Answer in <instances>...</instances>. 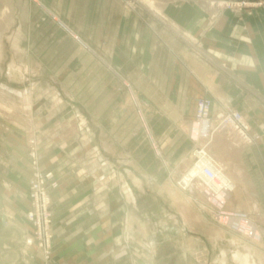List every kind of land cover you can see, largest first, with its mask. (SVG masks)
<instances>
[{
  "label": "crops",
  "instance_id": "1",
  "mask_svg": "<svg viewBox=\"0 0 264 264\" xmlns=\"http://www.w3.org/2000/svg\"><path fill=\"white\" fill-rule=\"evenodd\" d=\"M17 1L24 2L19 4V35L7 41L17 49L48 51L37 62L41 72L61 83L74 106L84 107L89 128L102 131L125 172L122 176L136 181L173 178L191 166L198 98L212 101L211 115L236 108L253 114L254 121L264 120V8L218 11L209 6L218 0H153L151 9L129 7L128 0H0L12 18ZM251 93L253 98H248ZM201 135L205 133L197 130L195 137ZM237 144V165L244 173L235 182L238 192L224 205L230 207L236 200L243 208L246 196L250 212L258 215L262 185L256 177L264 155ZM259 145L264 146V138ZM172 183L164 186L172 205L191 211L195 224L210 228L198 241L200 261H207L210 241L215 249L211 264H243L245 255L252 264H264V233L259 240L251 234L257 241L251 247L236 232L227 237L225 229L208 218L203 197L194 202ZM3 196L0 191V213L11 219ZM24 207L17 211L25 212ZM244 214L255 226L258 219L264 226V212L257 220ZM183 219L188 221L187 216ZM186 239L190 258H197L192 254L194 240ZM233 252L238 253L237 261Z\"/></svg>",
  "mask_w": 264,
  "mask_h": 264
},
{
  "label": "rangeland",
  "instance_id": "2",
  "mask_svg": "<svg viewBox=\"0 0 264 264\" xmlns=\"http://www.w3.org/2000/svg\"><path fill=\"white\" fill-rule=\"evenodd\" d=\"M256 1L218 0L209 2V6L234 13L264 8L257 6ZM17 2L13 18L0 2V191L4 192L6 213L11 217L8 219V215L0 213V222H4L0 226V264H211L215 261V249L210 241L207 242L209 254L206 262L199 260L200 254L192 259L189 256L184 239L192 238L195 242L192 249L199 251L198 241L210 228L195 224L196 218L184 220V210L177 209L170 202L164 186L172 181L183 191L178 186L177 177H147L136 181L122 176L121 173L125 172L120 170L121 164L115 160L109 143L103 140L102 131L89 128L84 107L74 106L62 91L61 83L54 81L53 75L47 76L49 72H41L37 62L46 58L48 51L17 49L7 41L12 35H19L22 14L19 4L22 6L24 2ZM127 5L155 8L149 0H128ZM19 38L22 46L23 35L20 34ZM10 63L20 69V77L12 79L9 76ZM10 87L29 92L31 99L22 109L23 113L20 107L2 112L14 103V98L4 92ZM253 96L251 93L248 98ZM262 105L264 107V103ZM230 110L242 113L255 141L244 143L233 130L219 128L216 114H213L209 121L213 128L221 130L216 133L223 141L231 135L238 143L256 148L264 155V146L259 145L264 138V120L254 121L253 114L244 109L226 108L217 113ZM200 125L193 123L191 127L194 149L208 138L201 139V142L195 137ZM39 175L45 177L44 185L50 198L51 247L48 256H44L43 248L27 246L26 237L30 233V224L25 217L27 210L17 211L24 210V205L28 209L30 183ZM257 175L263 191L258 194L262 213L264 167ZM127 187L132 190L131 196L126 194ZM247 198L245 196L243 208L236 200L230 207L224 204L214 207L204 199L202 201L207 205L208 218L225 229L227 237L236 232L244 239L243 244L251 247L257 241L248 224L240 222L238 229L235 228V221L249 219L244 214L246 212L253 220L259 218L250 212L251 203ZM218 211L220 216L226 217L224 222L216 219ZM6 218L11 224L5 223ZM258 220L257 225L264 227L259 224L263 221ZM20 253L27 255L26 260Z\"/></svg>",
  "mask_w": 264,
  "mask_h": 264
},
{
  "label": "bare ground",
  "instance_id": "3",
  "mask_svg": "<svg viewBox=\"0 0 264 264\" xmlns=\"http://www.w3.org/2000/svg\"><path fill=\"white\" fill-rule=\"evenodd\" d=\"M149 2L151 3L152 6H154L153 0H149ZM2 42L4 43V40ZM8 72H9V76L12 79H15V78L21 76L20 69L16 68L14 63H10V65L8 66ZM4 92L6 95H10L14 98V101H13L14 103H12L10 105L11 108L2 110V112H4V113L11 111L13 109V107H16V108L20 107L22 110L24 107L28 106V104H29L28 101L31 99V98L29 99L30 95H29V92L27 90L25 92V90H19V89H15L13 87H10V89L5 90ZM54 98H56V97H54ZM16 101H18V102H16ZM22 113H23V110H22ZM22 119H23V117H22ZM82 121H83V119H82ZM17 130H18V128H17ZM197 130L198 131L201 130L202 132L205 133V135L200 136L199 141L201 139L206 140L205 137H208L207 141L203 145H200V147L204 150V152L206 153L208 158L213 162L216 169L223 175L222 176V182L220 185V187L223 190L221 192H219L217 189L210 188L206 185L205 182H203L201 180H199L196 183V185L189 187V185H188V179L189 178L188 177L189 176H195L197 174V170L195 168H193L192 165L189 166L188 168H186V170L184 171L186 174H184V172H183L182 175L177 177V183H178V186L185 193H187L194 202H196L198 197L201 196L204 198L206 203H210V204L214 205V207H219L221 204H224L226 201L231 200L232 195L234 193L238 192V187H237V184L235 182L239 179L240 175L244 173L243 170L240 168V166L237 165V162L239 160V154L241 151V148H240L241 146L239 144H237L238 141L236 140V138H234L231 135L228 136V138L225 141H223L221 139V135L216 133V132H220L221 130L216 129L215 127L213 128L210 121L203 124V125H200L197 128ZM215 133L217 134V136H214ZM202 140H201V142H202ZM230 161H231V163H229ZM236 174L237 175L239 174V175L237 176ZM127 188H126V193H128L129 196H131L132 195L131 190L129 189V187H127ZM196 207L198 209H200L199 206H196ZM258 208L259 207H258L257 203L254 202V210L256 211V213L259 211ZM190 212L191 211H188V212L184 211L183 212V216H187L188 221L191 220V218L195 217V215L192 213L191 214L192 217L190 218V215H189ZM220 214H221V212L216 213V217H218V219L221 221H225L226 217L220 216ZM258 215H259L258 216L259 218L262 217V214L260 212L258 213ZM241 222H243L244 225H246V226L248 224L249 230L253 232V235L255 236L256 239L259 240L262 238L264 230L263 231L260 230V227H257L254 224H252L249 219L243 220ZM235 228H238V227H235ZM184 243H185V245H188L187 239H184ZM192 254L193 255L195 254L197 256V254H199V252L192 251ZM23 257H24V255H23ZM232 259H234L235 261L238 260V253L237 252H235V253L233 252ZM241 260H242L243 264H252L250 261V258L247 255H245L243 258H241Z\"/></svg>",
  "mask_w": 264,
  "mask_h": 264
},
{
  "label": "built area",
  "instance_id": "4",
  "mask_svg": "<svg viewBox=\"0 0 264 264\" xmlns=\"http://www.w3.org/2000/svg\"><path fill=\"white\" fill-rule=\"evenodd\" d=\"M257 6L264 7V0H257ZM212 101L201 97L195 102L194 120L199 123H207L211 118ZM218 127L233 130L244 143H252L255 138L249 133V125L241 112L230 110L217 113ZM218 129V128H216ZM192 167L197 170L195 176H189L188 185L192 187L201 180L210 188L221 192L222 174L216 169L213 162L208 158L201 147L192 152ZM184 174H186L184 172ZM45 177L39 175L30 183V203L25 213L27 222L30 224V233L26 237L29 247L43 248L44 256H48L51 247V215L49 211L50 198L45 188Z\"/></svg>",
  "mask_w": 264,
  "mask_h": 264
}]
</instances>
